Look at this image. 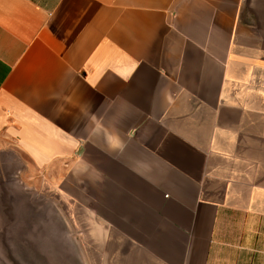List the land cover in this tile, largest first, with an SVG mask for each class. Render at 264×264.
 <instances>
[{
    "label": "crops",
    "instance_id": "crops-1",
    "mask_svg": "<svg viewBox=\"0 0 264 264\" xmlns=\"http://www.w3.org/2000/svg\"><path fill=\"white\" fill-rule=\"evenodd\" d=\"M0 151L94 264H264V0H0Z\"/></svg>",
    "mask_w": 264,
    "mask_h": 264
},
{
    "label": "water",
    "instance_id": "water-1",
    "mask_svg": "<svg viewBox=\"0 0 264 264\" xmlns=\"http://www.w3.org/2000/svg\"><path fill=\"white\" fill-rule=\"evenodd\" d=\"M25 164L0 151V264H90L58 201L22 178Z\"/></svg>",
    "mask_w": 264,
    "mask_h": 264
},
{
    "label": "rangeland",
    "instance_id": "rangeland-1",
    "mask_svg": "<svg viewBox=\"0 0 264 264\" xmlns=\"http://www.w3.org/2000/svg\"><path fill=\"white\" fill-rule=\"evenodd\" d=\"M77 234H78V233H77ZM78 237H79V234H78ZM90 260H91L90 264H94L93 259H92V257H91V254H90Z\"/></svg>",
    "mask_w": 264,
    "mask_h": 264
}]
</instances>
